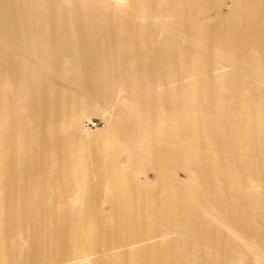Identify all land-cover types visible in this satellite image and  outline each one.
<instances>
[{
    "label": "bare ground",
    "instance_id": "obj_1",
    "mask_svg": "<svg viewBox=\"0 0 264 264\" xmlns=\"http://www.w3.org/2000/svg\"><path fill=\"white\" fill-rule=\"evenodd\" d=\"M85 107L106 123L87 170ZM253 256L264 0H0V264Z\"/></svg>",
    "mask_w": 264,
    "mask_h": 264
},
{
    "label": "rangeland",
    "instance_id": "obj_2",
    "mask_svg": "<svg viewBox=\"0 0 264 264\" xmlns=\"http://www.w3.org/2000/svg\"><path fill=\"white\" fill-rule=\"evenodd\" d=\"M90 3L85 2L84 6H89ZM223 11L226 13V9ZM67 97L70 98L72 94L70 92L65 93ZM68 98V99H69ZM89 107L82 109V117L79 123V129L76 131L78 138H81L79 144L76 142L70 143V149H73L75 153V162L79 168L87 170L92 166V161L94 159V153L96 151L95 147H101L105 143V111L99 108V112L95 115H89ZM95 149V150H94ZM120 161L124 163L126 161V156L122 155ZM80 207L79 204L75 205V209ZM103 211L107 210V207H102ZM253 262L255 264H264V262L257 257L253 256ZM230 264V263H229Z\"/></svg>",
    "mask_w": 264,
    "mask_h": 264
}]
</instances>
